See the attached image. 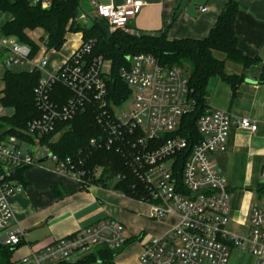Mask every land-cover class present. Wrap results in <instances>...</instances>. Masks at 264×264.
<instances>
[{
    "label": "built area",
    "instance_id": "built-area-1",
    "mask_svg": "<svg viewBox=\"0 0 264 264\" xmlns=\"http://www.w3.org/2000/svg\"><path fill=\"white\" fill-rule=\"evenodd\" d=\"M28 1L42 7L51 3V0ZM143 3L144 0H124L114 5L93 0L90 14L106 20L111 30L126 28L129 18L136 15ZM39 37L40 33L33 38L39 49L31 56L30 45L0 33V53L6 68L25 67V71L41 73L33 90L40 114L28 122L26 130L33 141L14 134L0 136V243L16 247L25 238V230L15 222L9 199L23 188L18 177L20 171L36 163L31 148L34 142L37 141L42 153L49 155L47 159L52 161L56 172L82 184L86 173L83 160L59 159L39 140L93 101L98 109L97 122L104 132L92 138L90 145L121 150L129 172L140 183L141 197L137 200L148 205L151 218H177L163 236L150 238L143 244L140 254L143 264H227L228 243L264 261V200L250 209L244 237L228 232L225 228L230 209L227 184L221 167L209 157L223 149L232 123L254 132L255 121L234 118L227 110L207 107L196 122L201 139L184 156L179 174L176 166L187 148V140L170 134L176 131L182 116L193 108L187 77L179 67L162 66L151 54L132 56L128 65L119 70L131 91L130 109L120 112L118 108L122 104L118 106L108 100L106 79L110 61L101 56L87 57L92 40L84 41L81 37L78 47L51 72L47 69L46 56L52 50H47ZM55 84L68 90L65 101L58 102L52 97ZM3 109L0 106V114ZM99 172V168L95 169L94 177ZM123 178L120 173L115 176V180ZM261 180L264 181V160ZM126 241L123 225L104 218L31 252L15 264H63L72 255L86 254L98 246L119 250Z\"/></svg>",
    "mask_w": 264,
    "mask_h": 264
},
{
    "label": "crops",
    "instance_id": "crops-1",
    "mask_svg": "<svg viewBox=\"0 0 264 264\" xmlns=\"http://www.w3.org/2000/svg\"><path fill=\"white\" fill-rule=\"evenodd\" d=\"M87 1L90 4L93 0ZM94 1L114 5L124 2ZM227 1L144 0L136 15L129 18L127 26L136 32L161 33L166 30L168 39H199L205 37L214 26ZM237 2L239 10L234 21L237 47L245 56H258L264 62V0ZM201 8L205 10L201 11ZM8 17L5 14L4 18L0 17V25ZM35 31L40 33L39 30ZM81 37V33H75L68 53L61 57L62 60H51V66L68 58L78 47ZM1 56L0 53V59ZM4 69L26 70L25 67L5 66ZM260 69L259 64L243 67L226 61V73L244 75L236 91L233 92L219 76L211 77L207 84L208 107L227 110L234 118H249L257 126L251 132L232 123L223 149L209 156L221 167L227 184L230 209L225 228L230 233L237 226L244 227L247 233L250 209L264 200V195L256 190L262 183L264 160V84L258 82ZM46 160L39 156L35 164L22 171L20 180L23 188L9 199L15 222L25 230L24 240L11 256L13 263L79 229L104 218H112L123 225L125 235L130 239L114 256V264H143L140 261L143 244L150 238L163 236L174 226L170 222L171 216L163 220L151 218L149 207L144 202L115 191L110 186L91 184L82 187L72 178L56 172L54 164L44 165ZM227 249V264H264V261L237 245L228 243ZM83 255L74 254L68 262L74 263Z\"/></svg>",
    "mask_w": 264,
    "mask_h": 264
},
{
    "label": "trees",
    "instance_id": "trees-1",
    "mask_svg": "<svg viewBox=\"0 0 264 264\" xmlns=\"http://www.w3.org/2000/svg\"><path fill=\"white\" fill-rule=\"evenodd\" d=\"M238 10L237 0H228L205 37L168 39L166 30L161 33L136 32L128 26L111 30L106 20L90 14L87 0H51L49 7L33 5L28 0H0V12L9 16L0 25V33L30 45L31 56L36 55L39 45L29 32L39 30L40 42L47 50L52 51L62 48L67 34L81 33L84 41L92 40L88 58L101 56L110 61V71L106 79L108 100L118 106L130 96V88L120 77L119 70L128 65L132 56L140 53L151 54L162 66L179 67L187 77L188 97L193 104L192 110L182 116L176 131L170 134L187 140V148L182 152L176 166L180 174L184 156L201 139L196 122L198 116L208 107L209 79L219 76L235 92L238 84L244 80V75L226 73L225 62L230 61L243 67L259 64L261 69L258 82L264 84V62L258 56H245L237 47L234 21ZM40 76L41 73L36 70L29 72L4 69L0 106L8 110L0 114V130H3L0 136L14 134L20 135L23 140L33 141L26 134V130L28 122L40 114L33 91ZM68 96L69 92L63 86L54 85L52 97L55 100L63 102ZM97 114L98 109L94 102L89 101L71 119L58 123L52 133L40 137L39 142L47 144L51 153L59 159L70 157L83 160L82 168L86 173L82 187H87L88 184L110 186L128 197L139 199L140 183L129 172L121 150L114 147L94 148L90 145L92 138L99 137L104 132L97 122ZM57 133L58 136L51 139ZM26 168L20 171L19 178ZM97 168L100 172L94 177V170ZM118 173L124 175L122 180H115ZM256 190L258 194L264 195V183ZM16 247L0 243V264L16 263L11 261ZM117 253L118 250L98 246L74 263L63 264H114L113 258Z\"/></svg>",
    "mask_w": 264,
    "mask_h": 264
},
{
    "label": "rangeland",
    "instance_id": "rangeland-1",
    "mask_svg": "<svg viewBox=\"0 0 264 264\" xmlns=\"http://www.w3.org/2000/svg\"><path fill=\"white\" fill-rule=\"evenodd\" d=\"M0 17H3L4 18V14L3 13H1L0 12ZM2 18H0V20H1ZM30 33V36H32V38H37L38 37V34H39V32L38 31H32V33L31 32H29ZM75 37V33H69V34H67V36H66V42H65V44L62 46V48L59 50V51H56V53H52L51 51H49L48 52V54H47V59H48V63H47V69L49 70V71H51V72H53L54 71V69H55V66L53 67V66H51V60H56V59H61V57H63V56H65L67 53H68V51H69V49L71 48V43H72V39ZM62 60V59H61ZM59 63V62H58ZM57 63V64H58ZM3 71H4V66H3V64H2V56H1V59H0V89L3 87V83H2V74H3ZM130 104H131V102H130V99H128V100H126V102H124L119 108H118V110L120 111V112H122V111H128L129 109H130ZM8 109H6V108H4L3 110H2V112H5V111H7ZM3 132V130L1 129L0 130V133H2ZM58 134L59 133H57L55 136H53V138H51V139H54V138H56L57 136H58ZM35 143V145H33V146H31V148H32V150H33V154H34V156H35V158L36 159H39V156H41L43 159H47V157L49 156L48 154H46V153H42V151H41V149H40V147H39V145H38V143H37V141L36 142H34ZM43 164L44 165H52L53 163H52V161L51 160H49V159H47L46 161H44L43 162ZM170 222H172V225H174L176 222H177V218L176 217H171L170 218ZM233 227V226H232ZM231 231H232V234L234 233V234H237V235H239V236H241V237H244L245 236V232H246V229L244 228V227H239V226H237V228H232L231 229ZM79 254V253H78Z\"/></svg>",
    "mask_w": 264,
    "mask_h": 264
},
{
    "label": "water",
    "instance_id": "water-1",
    "mask_svg": "<svg viewBox=\"0 0 264 264\" xmlns=\"http://www.w3.org/2000/svg\"><path fill=\"white\" fill-rule=\"evenodd\" d=\"M262 183H264V181H262Z\"/></svg>",
    "mask_w": 264,
    "mask_h": 264
}]
</instances>
